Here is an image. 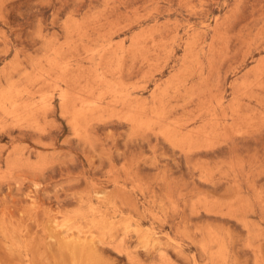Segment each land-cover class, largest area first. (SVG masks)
Masks as SVG:
<instances>
[{"label": "rangeland", "instance_id": "rangeland-1", "mask_svg": "<svg viewBox=\"0 0 264 264\" xmlns=\"http://www.w3.org/2000/svg\"><path fill=\"white\" fill-rule=\"evenodd\" d=\"M0 264H264V0H0Z\"/></svg>", "mask_w": 264, "mask_h": 264}]
</instances>
